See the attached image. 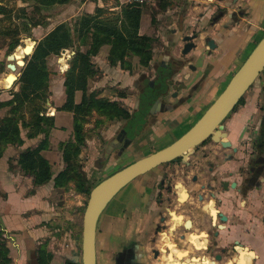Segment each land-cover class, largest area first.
Instances as JSON below:
<instances>
[{
	"label": "flooded vegetation",
	"instance_id": "flooded-vegetation-1",
	"mask_svg": "<svg viewBox=\"0 0 264 264\" xmlns=\"http://www.w3.org/2000/svg\"><path fill=\"white\" fill-rule=\"evenodd\" d=\"M239 1L215 6L205 28L219 16L217 22L226 17L235 24L245 14ZM180 22L167 38L171 46L180 43L179 54L167 48L153 59L151 78L132 81L130 117L104 143L99 167H106L113 153L126 159L122 169L175 142L186 143L228 84L219 80L223 66L217 82L205 68L196 75L194 58L187 56L194 49L182 54L189 43L183 39L196 35V29L184 32ZM189 62L190 69L182 72ZM258 88L252 102L241 105L240 99L221 129L217 126L176 157L130 181V239L120 243L110 264H171L173 250L189 251L191 264H246L247 258L252 264L260 262V237L245 213L250 195L264 186V83ZM244 112L251 121L249 136L243 123L233 139L236 117Z\"/></svg>",
	"mask_w": 264,
	"mask_h": 264
},
{
	"label": "crops",
	"instance_id": "crops-1",
	"mask_svg": "<svg viewBox=\"0 0 264 264\" xmlns=\"http://www.w3.org/2000/svg\"><path fill=\"white\" fill-rule=\"evenodd\" d=\"M18 1L22 8L24 4L20 0ZM195 2V6L190 7L185 17L181 18L184 31L188 29L189 32L196 29V33L200 34V38L196 40V48L187 56L194 58L192 61L197 69L196 75L205 68L209 71L210 79L215 82H217L218 70L223 66V77L219 80L225 81L230 74H234L238 70L264 35V0H240L237 6L245 10V14L235 24L225 17L207 29L205 22L215 6H229L230 0H212L211 2L195 0ZM126 4L127 0H71L67 4L53 6L62 7V22L60 23L72 24L83 14H93L96 8L116 12ZM0 5L7 6L3 2H0ZM232 11L233 8L230 12ZM36 28L41 29V25H37ZM37 29H33V31L36 32ZM47 30L46 34L52 28ZM140 31L141 29L139 33H141ZM46 34L40 32L38 40ZM205 39L215 42L214 51L204 45ZM101 51L107 54L104 48ZM2 52L3 50L0 49V63H2ZM61 63H64L63 65L66 67L65 64L68 62L65 60ZM190 63L192 62H189L188 67L185 66L182 72L190 69ZM118 69L123 73L127 72L119 67ZM234 70L236 71L234 72ZM2 73H4V65L0 68V74ZM55 77L56 79H54ZM14 83L11 87H14ZM63 83V76L52 74L49 78L47 94L54 95L56 92L58 99L62 101L64 97ZM2 88L0 104L11 99V96L6 99L1 98V92L7 90L4 84ZM80 97V93L75 94L76 103L80 101ZM128 98L126 96L120 100L126 103ZM58 106L59 102H56L52 97H47L43 107L50 112L52 118L49 119L54 124V129L49 132V147L41 152L51 169L50 181L41 186H34L32 178L24 175L17 164L19 154L27 148L36 147L43 139V135L27 139L26 131L22 130L23 144L7 146L0 157V232L5 238L10 264H37L38 251L42 248L51 255L48 264H65L68 262L67 257H73L80 251L81 219L84 207H86L85 198L75 191L72 183H68L67 189H58L54 186L53 181L65 167L59 146L73 136V115L70 112L58 111L61 107ZM8 109V107L0 106V119L7 115ZM64 114L68 116V120L64 118ZM247 115V112L237 115L236 123L232 127L233 139L238 138V130L243 125L244 116ZM57 119H61L66 126L57 125ZM65 121H70L71 125ZM126 239H130V183L114 196L99 217L95 236L96 264H100L97 256L98 251L103 252V260L100 259L102 264H110L120 243ZM261 251L263 254L262 248ZM188 255L189 251L173 250L170 263L191 264L187 258ZM246 264H252L251 260L247 258ZM258 264H264L263 257Z\"/></svg>",
	"mask_w": 264,
	"mask_h": 264
},
{
	"label": "trees",
	"instance_id": "trees-1",
	"mask_svg": "<svg viewBox=\"0 0 264 264\" xmlns=\"http://www.w3.org/2000/svg\"><path fill=\"white\" fill-rule=\"evenodd\" d=\"M20 1L26 5L35 2L34 9H38L39 6L64 5L71 0H30V3L28 0ZM141 8V6L126 4L120 8L116 16L107 17H104V9L96 8L93 14H83L72 24L62 23L56 26L38 41L33 53L26 57L25 65L20 69L18 80L14 83V86L18 88L17 91L11 92L10 100L0 104L1 107L9 108L7 115L0 119V157L7 146L23 144L22 130L26 131L27 139L43 135V139L36 147L23 150L17 158L21 171L32 178L34 186L44 185L50 181L52 176L49 163L41 152L49 147L48 137L53 123L52 120L48 122L52 116L44 108L38 111V115L46 126L42 125L38 116L33 118L30 116L31 118L26 121L23 109L28 104H34L35 100H43L49 88L51 72L47 60L54 56L58 57L67 50L74 52L68 61V69L62 74L65 100L59 108L73 115V136L59 146L65 167L54 178V186L58 189H67L68 183H72L77 193L89 196L96 184L88 187L79 172V156L85 141L82 131L84 117L91 110L104 114L109 120L124 121L130 117L129 112L120 104L97 99L93 92L88 94L89 81L97 71L91 58L104 48L108 55V64L112 68L118 66L121 70L130 73V60L128 59L131 57L137 59L141 67H148L152 60V48L156 40L139 33ZM20 9L21 12L24 11L23 7ZM8 10L7 6L0 5V17L9 16L10 11ZM31 19L23 18L22 28L26 29L28 23H30L29 27L41 25L39 22H31ZM8 31L6 29L0 35H9ZM81 47L85 50L81 51ZM2 65L0 63V68ZM76 93H80L81 96L78 103L75 102ZM123 97L121 95L120 98ZM50 259L51 255L44 248L39 249L37 264H48ZM0 264H10L5 238L1 232ZM65 264L72 263L66 262Z\"/></svg>",
	"mask_w": 264,
	"mask_h": 264
},
{
	"label": "rangeland",
	"instance_id": "rangeland-1",
	"mask_svg": "<svg viewBox=\"0 0 264 264\" xmlns=\"http://www.w3.org/2000/svg\"><path fill=\"white\" fill-rule=\"evenodd\" d=\"M28 1V3H30V0ZM0 2L7 4V7L9 9L8 11H10L9 16L7 15L6 17H0V33H3L6 29L9 30V35H0V49L3 50V52L1 53V62L4 65V73L0 74V87H2L6 77H15V73L9 72L5 67V65L10 62L9 57L13 54L14 50L16 59H20V57L24 53V49L22 48H24L26 45H32V43H36L37 45L39 41L38 35L40 32H42V34H46V32L48 31L47 29H54L59 24H62L60 22H62L63 10L61 9L62 7L58 6H51L49 8L45 6H39L38 9H34V2L31 3L32 5H22L24 11L21 12V5L18 0H0ZM195 4V0H159L157 4L143 6L141 8L142 19L140 34L149 36L152 39L156 40V42L153 44L152 60L150 61L149 66L146 68L141 67L138 64L137 59L135 60L133 57H131L130 59H128L130 60V73H123L118 69V66L114 68L110 67L107 59L108 55L104 54L102 51L100 52L99 50L98 54L95 57L91 58V61L97 71L93 78H91L89 81L88 94L93 92L94 97L97 99L116 102V104H120L129 112L128 105L130 104L131 99L130 94L132 93V91H130V89L132 81H140L143 78L145 80H148L149 78H151L152 71H150V69H154L155 67V65H153V59L159 54H163L165 52L164 50H166L167 48L171 47L174 54H179L178 51L180 48V43L175 46H171L170 43H168L167 38H169L170 32L174 28H180V26H178V23H181L180 21H182V19L185 17L188 9L190 7H193ZM110 13L111 15H108ZM118 13L119 11L108 12L105 10L104 17L116 16ZM23 18H32L31 22L41 23V29H37L36 27H29L30 23H28L26 29L22 28L21 23L23 22ZM46 19H49L50 21H47ZM33 29H37V31L34 32ZM184 32H188V29ZM9 49H11V51ZM80 50L84 51L85 49L81 47ZM69 52L67 50L60 56H54L47 60V65L50 69L51 75L53 74L55 76H62L61 74H63L68 69V63L65 64L66 67H64V63H61V61L65 62L66 60L68 62L70 60L74 52ZM60 59L62 60L59 61ZM235 71L236 70H234V72ZM16 74H20V68H17ZM232 75L233 74L229 75V77L226 79V82L230 80ZM54 79H56V77ZM263 83L264 71L251 85V89H248L244 96L241 98V105L252 102L253 97H255L256 95L254 90L258 91V87ZM17 89L18 88L14 86L10 87L7 90H4L3 92H1V98L6 99L8 96H11V92L17 91ZM121 95L124 97H129L126 103L120 100ZM47 96L52 97V99H54L56 102H59V106H61L65 98L64 94L62 101H60L56 92L54 95L52 93L48 95L46 91V94L43 96V100H35L34 104H28L23 109V114L26 121L31 118L30 116H32V118L34 116H38L42 125L46 126V124L43 123L40 116L38 115V111L42 110L45 106V99ZM248 115L244 116L243 121V123H247L245 125V128L247 127L246 136H249L251 128V121ZM63 116L66 120H68V116H66L65 114ZM253 116L256 117V115ZM50 120L51 119H49L48 122ZM125 121L126 120H109L104 114L96 112L95 110H91L84 117L82 122V131L85 135V141L84 148L82 149V152L79 156V172L88 187L94 186L102 179L110 176L116 171H119V169H121L120 166L124 165L126 159H118L113 153L109 158V163L106 167L104 165L101 167L98 166L104 143L109 138L114 136L124 126ZM56 122L59 126H66V124H64L61 119H57ZM65 122L71 125L70 121ZM52 129H54V124L51 130ZM129 163L130 161L127 162V164ZM88 197L89 196H84L85 204H87ZM248 203L250 204V207L245 210L246 218L247 220L251 218V225L255 227L260 237L258 241L259 245L257 246V251L259 252L262 260V257L264 259V186L261 191L253 192L250 195ZM261 248L263 249V254ZM97 256L99 257V263L102 264V261L100 259L103 260V252L98 251Z\"/></svg>",
	"mask_w": 264,
	"mask_h": 264
},
{
	"label": "water",
	"instance_id": "water-1",
	"mask_svg": "<svg viewBox=\"0 0 264 264\" xmlns=\"http://www.w3.org/2000/svg\"><path fill=\"white\" fill-rule=\"evenodd\" d=\"M208 2L212 0H207ZM221 1V0H216ZM220 16L211 21V25L219 20ZM200 34L185 37L184 42H189L184 46L182 54L186 55L196 44L191 43L192 39H199ZM36 43L28 54H23L20 59H16L15 50L9 57L10 62L6 65L9 72L15 73V81L19 74L17 68H23L26 57L30 56ZM204 45L209 49L215 48L213 41L204 40ZM25 46V45H24ZM22 48V47H21ZM26 46L22 49H25ZM264 71V35L249 53L238 70L232 75L228 84L215 99L213 104L206 110L201 119L194 126L192 133L185 141H178L169 147L151 154L135 163L128 165L119 171L108 176L95 185L88 197V201L82 216V227L80 237V251L75 256L67 257L66 260L73 264H96L95 236L100 215L114 196L134 178L146 173L160 163L170 160L181 153L184 146L194 145L202 138L212 132L217 126L221 129L220 123L230 114L240 99L244 96L251 85Z\"/></svg>",
	"mask_w": 264,
	"mask_h": 264
},
{
	"label": "built area",
	"instance_id": "built-area-1",
	"mask_svg": "<svg viewBox=\"0 0 264 264\" xmlns=\"http://www.w3.org/2000/svg\"><path fill=\"white\" fill-rule=\"evenodd\" d=\"M158 1L159 0H127V4L143 7L145 5H154V4H157Z\"/></svg>",
	"mask_w": 264,
	"mask_h": 264
},
{
	"label": "bare ground",
	"instance_id": "bare-ground-1",
	"mask_svg": "<svg viewBox=\"0 0 264 264\" xmlns=\"http://www.w3.org/2000/svg\"><path fill=\"white\" fill-rule=\"evenodd\" d=\"M32 45H26V48L24 49V53L23 54H28L30 52V49H31ZM22 54V55H23ZM15 81V78H12L10 76L6 77L5 80H4V85H5V88L6 89H9L12 84L14 83ZM3 88L0 87V91L2 90Z\"/></svg>",
	"mask_w": 264,
	"mask_h": 264
}]
</instances>
